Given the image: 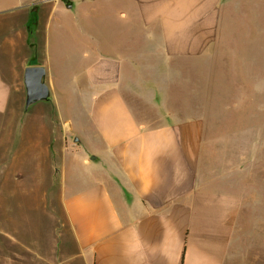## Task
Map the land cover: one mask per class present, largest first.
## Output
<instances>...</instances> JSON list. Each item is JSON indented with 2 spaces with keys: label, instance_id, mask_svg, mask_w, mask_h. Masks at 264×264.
Segmentation results:
<instances>
[{
  "label": "crops",
  "instance_id": "crops-1",
  "mask_svg": "<svg viewBox=\"0 0 264 264\" xmlns=\"http://www.w3.org/2000/svg\"><path fill=\"white\" fill-rule=\"evenodd\" d=\"M105 1L122 24L121 41L99 39L80 18L60 21L85 0H0V133L11 125L28 141L36 132L55 159L42 203L48 214L56 206L40 220L43 235L17 232L14 222L0 233L26 252L27 264H233L243 213L264 206V171L243 167L240 134H208L203 120L178 112L198 109L201 91L184 81L193 64H211L227 9L241 0ZM68 30L80 38L63 82L59 40ZM25 66L43 67L50 91L27 110ZM217 105L225 106L222 98ZM11 152L10 164L0 157L6 181L32 171L16 167Z\"/></svg>",
  "mask_w": 264,
  "mask_h": 264
},
{
  "label": "rangeland",
  "instance_id": "rangeland-1",
  "mask_svg": "<svg viewBox=\"0 0 264 264\" xmlns=\"http://www.w3.org/2000/svg\"><path fill=\"white\" fill-rule=\"evenodd\" d=\"M61 1L69 6L77 4L79 0ZM106 2L105 0H85L78 8V15L75 16V12H71L65 19L62 16L60 21L69 24L74 22L75 17L80 18L81 22L95 26L93 31L99 39L121 41L123 39L122 24L116 18L117 13L113 11L114 8L107 7ZM239 3L240 8L235 2L227 9L226 19L223 22L222 40L217 43V47H213L214 50L210 55L213 56L211 64H193L195 73H189L187 85L184 81V87L191 88L193 80L195 90L201 91L200 95L193 96L195 103H199L195 105L198 109L179 111L178 115L203 120L208 134L225 135L233 134V132L240 134V142L236 143L235 147L236 150L238 147L242 153L243 167L251 165L264 171V0H241ZM77 37L69 30L60 33L59 41L64 51L60 52L58 58L59 72L62 73L63 82L68 81L72 76L71 72H62V66L74 67ZM67 57L72 61H66ZM203 70L209 73L206 75ZM205 87L214 88V93L208 96L203 95L202 90H205ZM207 89L210 90V88ZM218 91H221V94ZM239 97L242 102L241 109L238 106L240 105ZM175 98L182 99V94H177ZM220 98L229 110L223 109L225 106L217 105ZM231 100L234 102L231 103ZM202 102L210 104L202 109L200 105ZM69 114L72 115L73 112ZM238 122H241L239 128H237ZM236 129H239V132ZM14 131V126L11 125L3 126L1 129V160L7 156L6 160L10 164L8 154L11 152V145L15 143L17 144L15 147L18 148L16 151L13 149L10 156L14 164L16 167L29 166L32 171L25 172L19 178L12 174L9 176L13 179L12 182L0 179V223L2 226L0 228L8 234L11 222H14L17 232L27 229L34 235H43L48 229L43 227L41 218H48L53 214L52 212L56 211V206H52L48 214V210L46 212L42 203L45 190L43 183L47 179L46 172L54 169L53 160L55 159L52 160L47 149L39 147L36 132L30 133L27 141V139L24 140V136H21L23 139H20V136L16 137ZM41 135H44L43 132L39 133V136ZM221 146L223 147V144ZM79 148L76 154L77 160L83 158L85 152L91 149V145L86 144L85 148L82 146ZM76 166L81 168L82 164H76ZM259 175L261 174H258L257 178ZM243 214L247 217L243 218L242 222V254L240 260L237 256L235 257L233 264H264V206L247 208V212ZM0 235V264H12V262L27 264V259L23 258V256L26 257V252L21 251L16 245H11L10 239L3 236L4 233Z\"/></svg>",
  "mask_w": 264,
  "mask_h": 264
},
{
  "label": "water",
  "instance_id": "water-1",
  "mask_svg": "<svg viewBox=\"0 0 264 264\" xmlns=\"http://www.w3.org/2000/svg\"><path fill=\"white\" fill-rule=\"evenodd\" d=\"M45 69L38 66L26 67L23 71V84L25 89L24 110L31 105L46 101L50 97V91L44 83ZM77 141V139H74Z\"/></svg>",
  "mask_w": 264,
  "mask_h": 264
}]
</instances>
